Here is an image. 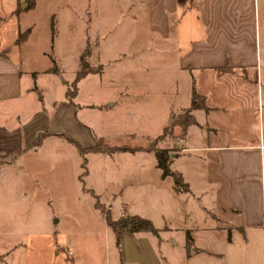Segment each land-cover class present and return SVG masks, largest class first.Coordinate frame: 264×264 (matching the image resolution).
<instances>
[{
    "label": "crops",
    "instance_id": "0c3cea01",
    "mask_svg": "<svg viewBox=\"0 0 264 264\" xmlns=\"http://www.w3.org/2000/svg\"><path fill=\"white\" fill-rule=\"evenodd\" d=\"M55 2L0 0V176L18 157L39 153L51 138L71 143L61 133L83 147L98 137L135 145L167 127L157 144L169 148V168L189 189L176 188L170 174L162 176L152 149L81 154L75 146L86 161L82 190L98 197V188L85 180L92 172L88 154L94 153L102 190L110 197L107 204L99 202L111 219L140 215L157 234L116 231L104 212L102 220L79 231L60 233L51 208L45 206L43 217H37L34 192L13 186L4 196L12 186L0 179V264H264V0H60L63 15L81 11L85 22H98L97 67L102 75L112 67L120 73L116 93L103 94L100 131L78 116L77 90L66 97L68 86L51 106L37 92L35 80L43 69L30 56V41L40 20L48 38H58ZM25 30L26 37L15 42ZM122 35L132 36L131 45L115 53L116 41L107 37ZM88 44L92 48L88 41L79 55ZM138 66L169 74L167 87L147 85L121 69ZM193 87L203 106L190 111L193 122L184 129L171 125L189 107ZM116 104L120 116L109 111ZM45 129L42 142L30 146ZM19 202L25 203L22 211ZM6 203L16 211L5 212ZM40 235L48 243L42 248ZM14 237L28 242L12 245L8 241Z\"/></svg>",
    "mask_w": 264,
    "mask_h": 264
},
{
    "label": "rangeland",
    "instance_id": "374dc122",
    "mask_svg": "<svg viewBox=\"0 0 264 264\" xmlns=\"http://www.w3.org/2000/svg\"><path fill=\"white\" fill-rule=\"evenodd\" d=\"M59 1L57 0L54 3V9L57 13L56 18L58 17L56 25L59 28L58 38L49 39L44 24L40 20L35 25L36 28L30 41L32 44L30 56L33 55L34 60L37 62V69L41 71L43 69L44 72L37 75L35 83L38 87L37 92L41 94L42 101L46 106H51V101H59L64 98V90L70 86L71 79H73L75 70L78 67L79 53L88 41H90L92 48L90 47L91 51L87 56L85 55V60L88 65L95 68L97 67V61L101 63L100 40L93 33L95 31L94 28L99 30L98 22H85L87 17L81 11H77L76 14L63 15V8L59 7L57 9ZM80 15L81 18H79ZM95 38L98 41L96 46V41L93 40ZM107 38L115 39L116 42H114L112 49L116 53L115 50L120 48H129L132 36L131 39L130 36L123 35ZM167 60L170 61L172 59L168 58ZM110 63L113 65L114 61ZM164 64L167 66L169 63ZM164 64L157 65V67H161ZM46 67H49V69L45 70ZM147 67H134L133 70L135 68L139 69L134 71L128 68L121 69H126L130 78H139L140 81H144L147 85L151 83L154 85L160 84L159 87L161 88L167 87L169 74L155 73L157 70H161L156 68V66H149L148 69ZM119 76L120 73L117 75L112 67L106 69L103 75L102 71L98 69L77 82V94L73 100L77 101L78 116L91 122L95 131L96 129L100 131L99 128L105 122L104 105L102 106L104 104L103 94L116 93V88L119 86L117 81L120 79ZM90 103H94V105L89 107L84 105ZM120 106L116 104L109 111L120 116V113H122ZM56 139L51 138L46 141L45 148L39 153L25 154L18 157L12 165L8 166L6 173L2 174L0 179L3 182L8 180L10 182L8 187L12 186V188L6 189L7 192L3 190L4 196H9L8 191L13 192L15 190L14 187L23 191L26 189L31 190L35 195L33 207L36 209L37 217H43L45 214L44 210L47 208L45 206H48L52 209L55 216H59L55 224L58 231L61 233L64 230H69L71 233L82 229L85 223H93L96 218L102 220L103 210L93 205L94 195L82 190V181L78 176L82 170L81 156L78 154L77 149L65 139L63 141ZM78 139L87 142L84 141L87 140L85 138L79 137ZM104 139L106 140V138ZM96 156L98 155L94 153L88 154L87 161L92 168V172L85 180L88 181L87 184L98 188L99 191L95 190V192H98L99 201L107 204L110 202V197L106 190H102L101 178L98 175L101 167L99 165L101 164L96 160ZM19 205V210L22 211L21 206H25V203L19 202ZM29 206L31 205L29 204ZM4 208L5 212L16 211L12 204L6 203ZM25 239L24 237H14L8 242L12 243V245H17L19 241H22L25 244L28 242ZM41 241L43 242L41 243ZM37 242L38 248L48 244L47 239L43 235H40ZM33 245H36V243Z\"/></svg>",
    "mask_w": 264,
    "mask_h": 264
},
{
    "label": "trees",
    "instance_id": "16d2710c",
    "mask_svg": "<svg viewBox=\"0 0 264 264\" xmlns=\"http://www.w3.org/2000/svg\"><path fill=\"white\" fill-rule=\"evenodd\" d=\"M51 27H52V24H51ZM52 30H53V27H52ZM27 33H28V30L20 32L18 34V36L16 37L15 42H19L20 40L24 39L26 37ZM89 50H90V45L88 44L87 47L84 48V50L79 55L80 56L79 66L75 70L76 72L74 75V79L70 83L71 87H68L66 92H65L66 97L70 98V97H73L75 95L76 90H77L76 83L81 77H83L84 75H86L90 71H97L99 69V67L95 68V67L88 65L87 61L85 60V55L86 56L88 55ZM191 98L192 99H191L189 107L180 111V113L177 114L175 119L171 122V125L178 124L181 126L182 129H184L186 124L193 122L192 113H190V111L192 109H195V107L203 106V104H202L203 99H202V97H200L196 93L194 87L192 89ZM167 131H168V128L166 127L164 129V131L160 135L156 136L155 138H153L149 141L136 143L135 145H131V144H127V143L113 144V143H109L107 140H105L102 137H98V138H96V141L88 147L81 146L77 140H75L71 136H68L64 133H61L59 135L60 136L63 135L68 141L73 143L74 146L77 147V149L79 150V152L81 154H83L86 151L106 152V151L121 150V149L122 150H129V151H134L136 149H147V150L152 149L154 151V154H155V159H157V165L161 169L162 176H166L167 174L172 175L173 182H174V185L176 188L182 189V190L183 189L188 190L189 188L187 187V183L183 180L180 173L174 172L169 168V161H170L169 148L160 147L157 144V140L160 139ZM48 133H49V130L45 129L43 131V133L40 134L31 143L30 146H34V147L38 146L42 142L43 137L46 136V134H48ZM81 161H82L81 162L82 170L80 171L78 176H79V179L83 183V175L86 172L85 158L82 157ZM94 197H95V201H94L95 206H97L101 210H103L104 219L108 222V224L110 223L116 231L120 230L121 228L126 227L129 230L146 229V230L151 231L153 234L154 233L157 234L158 229L155 226H153L152 222L149 219H146L140 215L137 216V215H128L127 214V215H123L117 219H111V217L109 215V211H108V209H106V206L102 205L99 202L96 194H94ZM188 243H189V241L187 239V248L190 245ZM188 250H189V248H188Z\"/></svg>",
    "mask_w": 264,
    "mask_h": 264
}]
</instances>
